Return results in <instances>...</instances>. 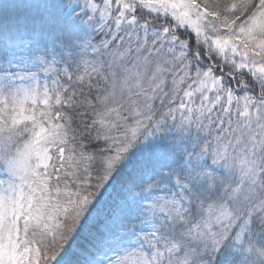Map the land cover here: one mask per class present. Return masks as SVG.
Segmentation results:
<instances>
[{"label":"snow or ice","instance_id":"6c2138e0","mask_svg":"<svg viewBox=\"0 0 264 264\" xmlns=\"http://www.w3.org/2000/svg\"><path fill=\"white\" fill-rule=\"evenodd\" d=\"M0 264H264V0H0Z\"/></svg>","mask_w":264,"mask_h":264}]
</instances>
